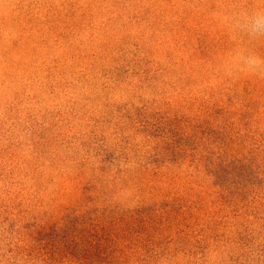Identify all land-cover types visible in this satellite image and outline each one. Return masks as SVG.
I'll return each instance as SVG.
<instances>
[{"label": "rangeland", "instance_id": "obj_1", "mask_svg": "<svg viewBox=\"0 0 264 264\" xmlns=\"http://www.w3.org/2000/svg\"><path fill=\"white\" fill-rule=\"evenodd\" d=\"M264 0H0V264H264Z\"/></svg>", "mask_w": 264, "mask_h": 264}, {"label": "clouds", "instance_id": "obj_2", "mask_svg": "<svg viewBox=\"0 0 264 264\" xmlns=\"http://www.w3.org/2000/svg\"><path fill=\"white\" fill-rule=\"evenodd\" d=\"M238 23L239 26L245 28L249 34L253 36H264V5L257 8L251 14H241ZM237 59L244 60L247 66L253 70L261 63H264V61H261L255 55H238Z\"/></svg>", "mask_w": 264, "mask_h": 264}]
</instances>
